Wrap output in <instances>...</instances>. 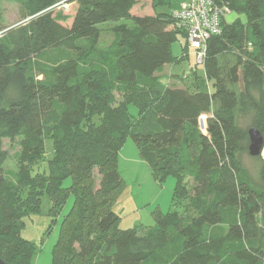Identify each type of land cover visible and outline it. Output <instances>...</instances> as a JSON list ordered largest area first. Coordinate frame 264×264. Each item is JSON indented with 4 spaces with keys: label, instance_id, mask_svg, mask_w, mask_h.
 <instances>
[{
    "label": "trees",
    "instance_id": "1",
    "mask_svg": "<svg viewBox=\"0 0 264 264\" xmlns=\"http://www.w3.org/2000/svg\"><path fill=\"white\" fill-rule=\"evenodd\" d=\"M2 1L3 259L36 263V244L22 236V227L25 217L39 213L47 192L53 222L74 198L50 264H264V157L249 153V130L264 135V0H214L245 14L247 23L222 19L221 33L208 41L200 64L206 89L196 90L162 87L159 78L193 51L173 15L183 0L154 14L134 13L140 0H5L18 5L26 20L11 29ZM66 3L77 6L72 19L54 12ZM106 25L114 39L101 48ZM179 38L183 55L176 58L172 49ZM156 90L154 119L146 130H134L133 122L145 114L130 94ZM130 105L138 118L130 115ZM203 118L207 134L200 129ZM49 130L53 151L39 172ZM129 139L159 184L176 181L171 210L155 212V224L144 230L121 228L114 207L125 185L119 161ZM5 140H18L16 170L5 169ZM245 155L255 161L256 174L245 166ZM185 175L194 188L182 209L178 192Z\"/></svg>",
    "mask_w": 264,
    "mask_h": 264
},
{
    "label": "rangeland",
    "instance_id": "2",
    "mask_svg": "<svg viewBox=\"0 0 264 264\" xmlns=\"http://www.w3.org/2000/svg\"><path fill=\"white\" fill-rule=\"evenodd\" d=\"M164 1L166 4L170 3V0H164ZM76 7L77 6L75 3H66L56 8L54 12L64 14V16L70 17L72 19V17L75 14ZM2 9L4 16V24L8 29L14 28L26 21L22 19V13L20 11V8L15 3H11L3 0ZM156 10H158L159 12L160 11L159 7L157 8V6L152 5L150 1L140 0V3L134 9V13L154 14L157 12ZM231 13L232 14H229L226 17L227 24H232L236 21H240L243 24L247 23V16L245 14H238L236 12H231ZM71 19L68 21L67 24H69ZM113 39H114V35L112 32V27L110 25H106L102 29L100 47L107 48L112 44ZM183 45H184V40L182 38H179L178 41L173 45L172 52L174 57L176 58L182 57ZM187 56L189 58L187 57L188 59L184 60L183 63L180 62V64H177L176 66L167 67L164 70V72L159 75V78H161L162 87L168 85V86H178L182 88H189L191 90H196L198 88L197 86H199V89L200 88L206 89L207 83L204 82L205 80L204 67L200 65L201 63L197 61V57L194 51L187 52ZM39 79H42V76L39 75ZM130 96H131L130 98L134 100L133 102L138 101L140 103L139 106H141L140 107L141 112L145 114L143 115L140 121L133 122V129L136 130L138 128L143 127L146 130L147 126H149L151 121L154 119L155 114L153 109L157 105L156 103L158 101L157 99L159 97V91L157 92L156 90L154 93H149L144 91L141 94H136V93L130 94ZM129 113L134 119L138 118V111L134 106L132 105L129 106ZM147 122L149 123L147 124ZM203 122H204L203 124L204 128H202V125L200 123L201 125L200 129L203 134H207L205 130L206 124L204 119ZM97 123L99 124V122ZM47 133L48 134L46 137L47 139H49L51 137L50 130L49 132L47 131ZM127 143L129 144L126 146L125 152H122L119 161V170L121 172L122 177L124 178L125 185L121 191V194L116 200L114 207L118 209V212H121V215L123 217L122 223L132 228L134 227L135 219L142 218L145 224H147L148 222H152L151 220L152 217L149 211L150 205L148 203L150 201L151 202L153 201L157 191L153 189L148 182V178L151 182V176L147 172L148 169L143 167V165H132L131 160L136 152V148H135V144L131 139H129ZM3 147L7 153V158H8L5 164V169L16 170L15 155L20 151V148L18 146V140H16L15 142H10L8 140H5ZM189 150L193 155L196 151V147L194 146L191 149L189 148L188 152ZM52 151H53V140L49 139L46 141V153L48 156L46 157L44 156L43 160L40 161L39 172L43 171L42 169L46 168V160L52 155ZM262 156L264 157V150ZM243 161L245 166L253 174H256L255 161L250 156L248 157L247 155L243 157ZM137 178L140 179L138 185L142 186L141 191L135 181ZM167 180L175 181L174 178H169ZM70 184H71V180L69 179L64 183V186L68 187L70 186ZM193 188L194 185L191 178L185 175L183 179V183L180 187V191L178 192L179 208L184 209V207L187 205L186 200L193 194ZM138 191L143 193V198L139 199L138 202H134L133 199L139 193ZM73 201L74 198L73 196H71L67 201V204L65 205L61 215L59 216V218H57V221L53 222V218L50 215V209L52 208V201L48 193L45 192L44 195H42L41 209L39 213L25 217L24 219L25 224L24 227H22V236L36 244L38 251L36 262L38 264H43V260H44L43 256L45 255L48 256V260L49 257H51L52 249L56 244L59 236L61 219L65 214H67L70 211L73 205ZM141 201L142 203L144 202L145 204L144 205L139 204V202ZM133 203L137 208L140 209L141 214L138 212H134L136 208H132ZM123 206L127 208H125L124 210ZM49 229L51 230L49 231ZM41 254L42 257L41 260H39V256Z\"/></svg>",
    "mask_w": 264,
    "mask_h": 264
},
{
    "label": "built area",
    "instance_id": "3",
    "mask_svg": "<svg viewBox=\"0 0 264 264\" xmlns=\"http://www.w3.org/2000/svg\"><path fill=\"white\" fill-rule=\"evenodd\" d=\"M229 14L231 10L227 6L214 0H183L174 12L175 18L187 30L189 47L199 63L205 59L208 41L221 33V21Z\"/></svg>",
    "mask_w": 264,
    "mask_h": 264
},
{
    "label": "crops",
    "instance_id": "4",
    "mask_svg": "<svg viewBox=\"0 0 264 264\" xmlns=\"http://www.w3.org/2000/svg\"><path fill=\"white\" fill-rule=\"evenodd\" d=\"M178 3L179 1H176L175 3L171 2L170 0V3H168L166 6H161L159 8L160 12L162 13H168L169 11L172 10V8H177L178 6ZM166 69V68H165ZM128 142V141H127ZM125 144V146L123 147L121 153H120V156L122 155V152H125V149H126V146L129 144L127 143ZM135 148H136V152L134 154V156L132 157V165H143V167L147 168L148 169V174L151 176V182L148 178V182L149 184L152 186L153 189H155L157 191L156 193V196L155 198L153 199V201L149 202L148 204L150 205L149 206V211H150V215L152 217V222H148L147 224H145L143 221L142 218H139V219H135L134 221V227L132 228H141V229H147L151 226H153L155 224V215L154 213L159 211L163 214L169 212L171 210V206H172V202H173V196H174V192H175V187H176V181H173V180H166L164 183L162 184H159L153 177L152 175V172H151V169L150 167L140 159L139 157V151H138V148L137 146L135 145ZM139 178H137L135 181L137 183V186L139 187L140 191L142 190V186L141 185H138L139 184ZM136 186V187H137ZM139 192V191H138ZM143 198V193L142 192H139L133 199L134 202H138L139 199H142ZM132 201V202H133ZM131 202V203H132ZM139 204H142L144 205L145 203L142 201L139 202ZM125 206H123V209L125 210ZM132 208H136L134 210V212H138L141 214L140 212V209L137 208L135 206V204L133 203V207ZM141 208V207H140ZM115 210L118 212V209L115 208ZM121 214V212H119ZM137 214V213H136ZM135 214V215H136ZM138 215V214H137ZM122 216V215H121ZM122 220H123V217H122ZM121 220V223H120V226L121 228L123 229H129L130 227H128V225H124ZM154 223V224H153ZM29 240V239H28ZM44 249V248H43ZM41 257H42V254L39 256V260H41ZM44 257V260H43V264H50L51 261L50 259L52 260V254H51V257H49V260H48V256H43ZM37 263V262H36ZM35 263V264H36ZM38 264V263H37Z\"/></svg>",
    "mask_w": 264,
    "mask_h": 264
},
{
    "label": "water",
    "instance_id": "5",
    "mask_svg": "<svg viewBox=\"0 0 264 264\" xmlns=\"http://www.w3.org/2000/svg\"><path fill=\"white\" fill-rule=\"evenodd\" d=\"M203 124L204 122L203 120H201L202 128H204ZM249 140H250V145H249L250 156L259 157L260 155H262L264 150V135L257 129L253 128L249 130ZM0 264H9L3 259L1 254H0Z\"/></svg>",
    "mask_w": 264,
    "mask_h": 264
}]
</instances>
